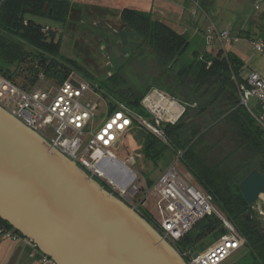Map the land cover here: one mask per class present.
I'll list each match as a JSON object with an SVG mask.
<instances>
[{"label":"trees","instance_id":"trees-1","mask_svg":"<svg viewBox=\"0 0 264 264\" xmlns=\"http://www.w3.org/2000/svg\"><path fill=\"white\" fill-rule=\"evenodd\" d=\"M98 11L100 14L106 13L102 9ZM80 13L81 10H76L66 1L0 0V73L11 78L18 77L20 73V77L23 75L32 80L39 71H44L48 77L62 82L71 72L77 71L88 79L91 74L80 63L62 57L63 33L60 32L58 36V29L53 30L35 20L37 17L50 18L66 27L71 24L72 17ZM119 18L139 36V47L149 48L167 70L179 64L191 44L184 34L160 21H153L149 13L125 8ZM46 27L48 30L44 31ZM24 65L26 70L21 74ZM243 67L244 62L239 56L223 50L215 56L205 53L193 61L182 62L178 73L179 83L193 73L196 85L213 89L211 95L207 100L191 102L192 98H187V102L173 97L185 106V112L175 124L166 125L168 144L145 129L137 131L144 139V157L154 163L169 148L175 155L182 151L180 163L194 176L203 191L212 196L214 205L246 239L244 247L253 258L250 264H264V225L253 211L255 206L246 201L240 190V184L252 171L258 170L264 174V129L241 105L237 92ZM124 69L116 70L112 76L105 78H94L92 75L90 82L98 85L106 96L125 103L139 116L149 118L150 114L142 101L153 89L148 87L143 92L133 87ZM190 110L194 111L192 116L189 115ZM94 179L112 193L107 181L97 177ZM143 217L152 224L150 217ZM213 219L221 224L216 217H207L193 231L206 221H210L206 224V231L213 230ZM0 226L19 233L1 217ZM192 232L182 241V245L190 246L192 242L202 239ZM223 234L222 228L214 233L217 239Z\"/></svg>","mask_w":264,"mask_h":264},{"label":"built area","instance_id":"built-area-1","mask_svg":"<svg viewBox=\"0 0 264 264\" xmlns=\"http://www.w3.org/2000/svg\"><path fill=\"white\" fill-rule=\"evenodd\" d=\"M192 1L195 5L193 15L203 12L208 19L205 31L208 45L211 46L217 41L220 50L226 52L225 47L228 44L240 41L239 36L219 29L199 3ZM263 7L264 0H256L255 9L259 11ZM47 30L48 27L44 29ZM250 45L254 52L264 53L263 38L251 39ZM37 64L36 62V67ZM25 66L22 67L23 72L26 70ZM110 76L112 73H108V77ZM20 79L22 84L0 73V107L39 134L52 148L93 178H107L112 189L111 194L116 195L139 215L150 217L155 229L187 264H222L245 246L246 239L216 209L212 196L192 185L189 178L179 171L177 164L183 156L181 150L176 154V164L151 186L144 185L137 173L128 166L135 164L133 157L123 163L117 155L122 149L125 136L138 129H145L168 144L165 127L167 124H175L185 108L178 118H174L171 111H164L158 107L157 101L152 100L154 94L164 99L167 98L165 94L152 90L142 101L150 117H141L125 103L106 96L98 85H94L76 71L71 72L62 82L48 77L44 71H39L32 80L23 76ZM237 92L241 105L250 111L264 129V76L255 71L250 72L247 78L237 82ZM252 99H256L258 106H261L260 115L250 108L249 102ZM172 101L175 102L173 99ZM105 158L118 164L117 173L106 177L100 172H104L101 162ZM116 177L122 180L116 182ZM150 194L158 195V202L164 203L165 210L154 212L147 208ZM259 207V210L255 207V215L264 218V207ZM207 217H216L224 234L205 252L193 253L191 246L182 245V241ZM0 235L14 240L23 239L32 245L33 256L41 253L42 264H55L33 241L13 229L0 226Z\"/></svg>","mask_w":264,"mask_h":264},{"label":"water","instance_id":"water-1","mask_svg":"<svg viewBox=\"0 0 264 264\" xmlns=\"http://www.w3.org/2000/svg\"><path fill=\"white\" fill-rule=\"evenodd\" d=\"M240 190L264 207L263 173L252 171ZM0 217L55 264H187L143 216L2 107Z\"/></svg>","mask_w":264,"mask_h":264},{"label":"rangeland","instance_id":"rangeland-1","mask_svg":"<svg viewBox=\"0 0 264 264\" xmlns=\"http://www.w3.org/2000/svg\"><path fill=\"white\" fill-rule=\"evenodd\" d=\"M107 19L106 16H102L95 8L90 11L88 8L82 9L79 15L72 17L71 24L66 27H64L62 23L50 18H35L36 22L40 24L48 25L52 27L53 30L58 29V36L60 32L63 33L62 57L73 59L80 63L84 69L91 74V76L88 77L89 81H92L94 76L105 78L108 76V73L113 74L116 70L125 67L124 72L129 77L130 84L133 87L143 92L146 91L148 87L152 88L153 91L158 90L165 94L166 97L169 96L168 98H171V100L173 99L181 105L182 108L185 106L175 100L173 98L174 96L187 102H189V98H192L190 100L191 102L193 100H207L206 98L211 95L213 89L206 85H196L193 73L186 76L182 83H179L178 80L180 78L178 75L179 68L182 62L186 63L187 61H193L195 57L199 58V55H202V53L204 54V52L208 50L211 52L220 50V47L216 44L211 46L208 45L202 33L198 34L191 42L187 51L182 56V59L179 61V64L177 63L173 66L172 70H167L162 67L158 58L149 48L139 47L141 42L139 36L128 28L118 26L117 30L113 32L107 31L105 25ZM227 30L232 34L237 31L236 27L232 25L227 26ZM99 32L103 36L101 39L98 35ZM111 35H113L114 39L110 46L111 43L109 40H111ZM247 44L250 47V43L247 39L241 38L238 43L228 44L225 50L238 53L241 50H245L244 48ZM22 73H25V71L21 72V74ZM81 75L84 76L83 74ZM14 79L21 84L23 83L20 77L16 76ZM249 106L256 114H261V106H258V101L256 99H252L249 102ZM193 113L194 111L190 110L189 115L192 116ZM143 144L144 139L141 133L134 130L125 136L122 149L117 155L123 163H125L126 160L128 161L130 157H133L135 164H128V166L137 173L144 185L151 186L154 181L160 179L164 172L172 165L176 164L177 156L169 148L165 155L157 163H154L144 157ZM177 165L179 171L189 178L192 185L203 191L194 176L189 173L181 163L178 162ZM117 171L118 169L111 168L109 173L111 175ZM103 180L108 181L107 178H103ZM256 207L258 208L259 206L257 205ZM147 208L154 212H160L165 210L166 206L164 203L158 202L157 194H150L147 199ZM216 209L223 214L219 208L216 207ZM205 223L208 224L210 221H206ZM211 223L213 225V230L211 231H206V224L203 223L192 232V234L198 236V238H202L191 243L190 246L193 253H203L217 241L214 233H216V229H221L222 226L214 219L211 220ZM251 262H253V258L248 255L247 249L243 248L234 253L222 264H250Z\"/></svg>","mask_w":264,"mask_h":264},{"label":"crops","instance_id":"crops-1","mask_svg":"<svg viewBox=\"0 0 264 264\" xmlns=\"http://www.w3.org/2000/svg\"><path fill=\"white\" fill-rule=\"evenodd\" d=\"M46 1H66L71 3L76 10L85 8H88L89 11L94 8L105 10L106 13L102 14V16L108 18L105 25L109 32L117 30L118 26L128 28L119 18L122 10L125 8L151 14L153 21H160L176 32L184 34L190 42L200 33H202L204 37L208 27V19L203 12H199L196 16L193 15L195 5L192 0ZM194 1L199 3L204 12L212 18L219 29L227 30V26L232 25L236 27L237 31L231 34L239 37L241 35V38H246L249 43L251 39L264 37V7L257 11L255 9L256 0ZM247 35L248 37H246ZM215 44L218 45L217 41L214 42V45ZM250 47L247 44L245 45V50H241L238 53L234 52L244 62V67L240 72L242 80L247 78L252 71L258 72L264 76V53L254 52ZM219 51L220 50L211 52L208 50L205 51L204 54L210 53L215 56ZM256 209L259 210L260 207H256ZM33 252L34 249L32 245L27 244L23 239L14 240L0 235V264H42L41 253H36V255L33 256Z\"/></svg>","mask_w":264,"mask_h":264},{"label":"bare ground","instance_id":"bare-ground-1","mask_svg":"<svg viewBox=\"0 0 264 264\" xmlns=\"http://www.w3.org/2000/svg\"><path fill=\"white\" fill-rule=\"evenodd\" d=\"M167 98L164 99V98L158 97L156 94H154L152 96V100L157 101V103L159 105L158 107H161L164 111H168V110H169V112L171 111L174 114L173 117L178 118L181 115V113L183 112V108L178 103H175L172 100L169 101ZM101 166L104 169V172H102L101 170H100V172L103 175H105L106 177H107V175L110 176L109 172H110L111 168H116L119 171L118 164L116 162L110 161L107 158L102 160ZM116 178H117V179H115L116 182H120L122 180V178H119V177H116Z\"/></svg>","mask_w":264,"mask_h":264},{"label":"flooded vegetation","instance_id":"flooded-vegetation-1","mask_svg":"<svg viewBox=\"0 0 264 264\" xmlns=\"http://www.w3.org/2000/svg\"><path fill=\"white\" fill-rule=\"evenodd\" d=\"M98 35H99L100 39L103 37V36H102V34H101L100 32L98 33ZM105 38H106V37H105ZM106 39H107V38H106ZM113 39H114V37H113V35H111V40H109V41H110V43H111V44H110V46H111V45H112V43H113ZM150 224H151V223H150ZM151 225L154 227V225H153V224H151Z\"/></svg>","mask_w":264,"mask_h":264}]
</instances>
